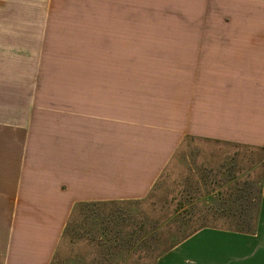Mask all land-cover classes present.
Instances as JSON below:
<instances>
[{
    "label": "crops",
    "instance_id": "crops-1",
    "mask_svg": "<svg viewBox=\"0 0 264 264\" xmlns=\"http://www.w3.org/2000/svg\"><path fill=\"white\" fill-rule=\"evenodd\" d=\"M193 139L259 153L260 195L153 261L264 264V0H0V264L73 261L79 216L87 261H141L151 225L104 223Z\"/></svg>",
    "mask_w": 264,
    "mask_h": 264
},
{
    "label": "rangeland",
    "instance_id": "rangeland-1",
    "mask_svg": "<svg viewBox=\"0 0 264 264\" xmlns=\"http://www.w3.org/2000/svg\"><path fill=\"white\" fill-rule=\"evenodd\" d=\"M206 2H215V0H206ZM94 49H99V46ZM53 77L62 80L67 75L62 73ZM188 144L187 151L185 153L183 151V154H179L172 162L147 199L120 205L124 209H120L114 217L112 216L111 222L104 223L116 227L128 225L138 231L141 229L142 234L151 225V230H155L154 236L151 235L149 238L141 234V261H99V258L98 261H87V255L93 257L99 252L100 248L96 249V243L100 240L85 237L88 231L92 232L89 226L96 221V218L85 222L84 216H79L74 223L76 233L72 236L73 239L67 238L63 248L65 254H73V261H56V264L61 262L64 264H156L157 261H153L154 255L167 248L173 242L172 238L175 239L172 235H168V232L169 229L178 227L173 222L176 215L190 220L191 224L188 227L190 230L202 225L230 226L233 220L221 215V212L231 206L228 203L235 197L239 198V193L244 192L245 188L253 187L254 195H260L262 166L254 165L253 169H248L251 165L248 158L253 155L252 159L255 163L260 158V154H256L254 150L251 153L249 147L196 139L190 140ZM235 152L239 154L237 155L239 164L236 162V166L229 165L233 169L230 170L227 161L233 158ZM243 154H245L244 158H242ZM243 203L247 208L242 205ZM243 203L240 204L242 212L246 210L248 212L250 203ZM155 220H158V223L154 228L152 223ZM148 245L151 246V255L147 252Z\"/></svg>",
    "mask_w": 264,
    "mask_h": 264
},
{
    "label": "trees",
    "instance_id": "trees-1",
    "mask_svg": "<svg viewBox=\"0 0 264 264\" xmlns=\"http://www.w3.org/2000/svg\"><path fill=\"white\" fill-rule=\"evenodd\" d=\"M253 190V189H252ZM256 197L253 198V202L251 204L252 206V210L256 211L257 206H258V201L255 200ZM242 221H245L243 219H241ZM190 220H186L185 217H178L176 218V220L174 221L175 224L178 226L176 229H169L168 235H172L174 238H172V243L167 247L164 248L163 250H161V252L158 254V257L161 256L162 254H164L166 251H168L170 248H172L173 246H175L177 243H179L181 240L185 239L186 237H188L192 232H194V230H190L188 227L190 226ZM158 220L153 221V225L157 224ZM244 226V225H242ZM177 234H179L177 236ZM177 237V238H176Z\"/></svg>",
    "mask_w": 264,
    "mask_h": 264
}]
</instances>
